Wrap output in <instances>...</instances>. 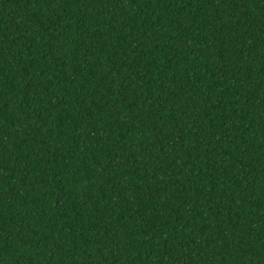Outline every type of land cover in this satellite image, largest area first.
<instances>
[{
	"label": "trees",
	"instance_id": "1",
	"mask_svg": "<svg viewBox=\"0 0 264 264\" xmlns=\"http://www.w3.org/2000/svg\"><path fill=\"white\" fill-rule=\"evenodd\" d=\"M0 264H264V0H0Z\"/></svg>",
	"mask_w": 264,
	"mask_h": 264
}]
</instances>
